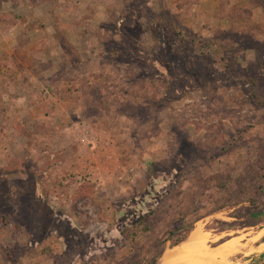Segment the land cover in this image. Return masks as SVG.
<instances>
[{
	"label": "rangeland",
	"instance_id": "obj_1",
	"mask_svg": "<svg viewBox=\"0 0 264 264\" xmlns=\"http://www.w3.org/2000/svg\"><path fill=\"white\" fill-rule=\"evenodd\" d=\"M194 231L264 264V0H0V264Z\"/></svg>",
	"mask_w": 264,
	"mask_h": 264
},
{
	"label": "bare ground",
	"instance_id": "obj_2",
	"mask_svg": "<svg viewBox=\"0 0 264 264\" xmlns=\"http://www.w3.org/2000/svg\"><path fill=\"white\" fill-rule=\"evenodd\" d=\"M241 250L232 240L211 249L206 238L199 231H194L185 242L167 250L160 264H223L228 257L241 254Z\"/></svg>",
	"mask_w": 264,
	"mask_h": 264
},
{
	"label": "trees",
	"instance_id": "obj_3",
	"mask_svg": "<svg viewBox=\"0 0 264 264\" xmlns=\"http://www.w3.org/2000/svg\"><path fill=\"white\" fill-rule=\"evenodd\" d=\"M259 213V212H258ZM249 213V216L253 219V220H255L256 218H258V216H261L262 215V213L263 212H261V213ZM185 239V238H184ZM184 239H180V240H178L177 242H174L175 244V246L176 245H178L179 243H182L183 241H184Z\"/></svg>",
	"mask_w": 264,
	"mask_h": 264
},
{
	"label": "crops",
	"instance_id": "obj_4",
	"mask_svg": "<svg viewBox=\"0 0 264 264\" xmlns=\"http://www.w3.org/2000/svg\"><path fill=\"white\" fill-rule=\"evenodd\" d=\"M9 15V14H8ZM13 21V20H12Z\"/></svg>",
	"mask_w": 264,
	"mask_h": 264
}]
</instances>
